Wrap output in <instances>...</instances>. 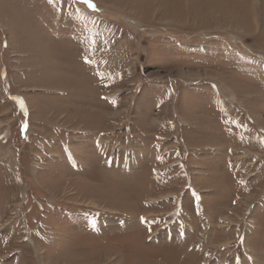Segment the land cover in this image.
<instances>
[{"label":"rangeland","instance_id":"1","mask_svg":"<svg viewBox=\"0 0 264 264\" xmlns=\"http://www.w3.org/2000/svg\"><path fill=\"white\" fill-rule=\"evenodd\" d=\"M0 0V264H264V0Z\"/></svg>","mask_w":264,"mask_h":264},{"label":"snow or ice","instance_id":"2","mask_svg":"<svg viewBox=\"0 0 264 264\" xmlns=\"http://www.w3.org/2000/svg\"><path fill=\"white\" fill-rule=\"evenodd\" d=\"M84 2L89 4L90 7H94V5L91 4V0H84Z\"/></svg>","mask_w":264,"mask_h":264}]
</instances>
